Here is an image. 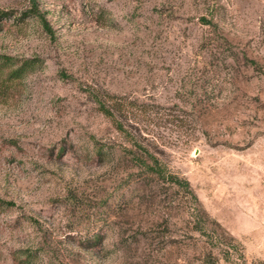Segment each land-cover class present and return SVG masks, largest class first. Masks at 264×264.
Listing matches in <instances>:
<instances>
[{
  "label": "rangeland",
  "instance_id": "rangeland-1",
  "mask_svg": "<svg viewBox=\"0 0 264 264\" xmlns=\"http://www.w3.org/2000/svg\"><path fill=\"white\" fill-rule=\"evenodd\" d=\"M0 9V264H264V0Z\"/></svg>",
  "mask_w": 264,
  "mask_h": 264
},
{
  "label": "trees",
  "instance_id": "trees-1",
  "mask_svg": "<svg viewBox=\"0 0 264 264\" xmlns=\"http://www.w3.org/2000/svg\"><path fill=\"white\" fill-rule=\"evenodd\" d=\"M31 12H32L31 14L37 13L36 9H32ZM8 15H9V11L0 9V20L2 18H4L5 16H8ZM43 24H44V26L48 27L46 22H43ZM9 59H10L9 57H5L4 58V60H9ZM35 63H36V60L35 59L24 60L17 67L11 68L9 70L8 75L9 76H13V77L19 76L27 68L30 69V68L34 67L35 66ZM99 105H100V108L103 111V113H105L109 117H113V113L110 110H108L107 108H105L101 101H99ZM169 179H171L172 181H175L177 183H185L187 185V182H183V181L181 182L179 179H177L176 176L170 175L169 176Z\"/></svg>",
  "mask_w": 264,
  "mask_h": 264
}]
</instances>
